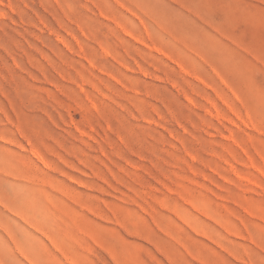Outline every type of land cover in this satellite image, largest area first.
Here are the masks:
<instances>
[{
    "label": "rangeland",
    "instance_id": "obj_1",
    "mask_svg": "<svg viewBox=\"0 0 264 264\" xmlns=\"http://www.w3.org/2000/svg\"><path fill=\"white\" fill-rule=\"evenodd\" d=\"M0 264H264V0H0Z\"/></svg>",
    "mask_w": 264,
    "mask_h": 264
}]
</instances>
